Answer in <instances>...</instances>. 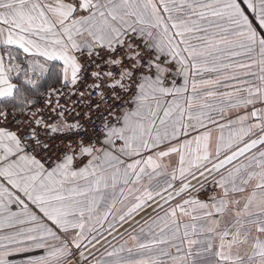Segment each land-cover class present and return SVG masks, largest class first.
<instances>
[{
	"label": "snow or ice",
	"instance_id": "obj_1",
	"mask_svg": "<svg viewBox=\"0 0 264 264\" xmlns=\"http://www.w3.org/2000/svg\"><path fill=\"white\" fill-rule=\"evenodd\" d=\"M177 197L100 259L88 250L110 215L115 230ZM6 229L0 264L36 249L25 264H264V0H0Z\"/></svg>",
	"mask_w": 264,
	"mask_h": 264
},
{
	"label": "crops",
	"instance_id": "obj_2",
	"mask_svg": "<svg viewBox=\"0 0 264 264\" xmlns=\"http://www.w3.org/2000/svg\"><path fill=\"white\" fill-rule=\"evenodd\" d=\"M242 6L245 8L246 12L250 14V18H251L252 16L255 15V13H252V12H251V9H248V8H247V5H246V4H242ZM232 59L235 60V61H237V62H240V63H248V62H249L247 56H245V55H241V56H239V57H233ZM253 71H255V69H253ZM224 74L230 75L231 72L229 71V72H227V73H223V72H217V73H205V74L203 75V78H204V79H217V78H219L221 75H224ZM174 76H175L176 82H177L178 84L183 82V77H181V76H179V75H176L175 73H174ZM225 84H226L227 86H225V87H217V88L215 89L216 92H217V97H216V98H213V99H215V100L218 101L219 99H222V97L219 96V93L227 92V91H230V90H231L232 82H231V81H226ZM59 85H60L59 83L52 82V83H51V88H52V87L59 86ZM48 90H50V89H48ZM46 93H47V90L45 91V94H46ZM221 122H223V121H221ZM209 127H210V128H213L212 125H209ZM201 131H203V129H201ZM217 134H218V133H216L215 129L213 128V136L215 137ZM161 179H163V178H161ZM177 186H178V185H177ZM169 191H172V189H169ZM166 194H167V193H162V196H164V195H166ZM193 195H195V193H193ZM159 198H160V197H156V202H157V200H158ZM200 198H201V199H205L206 196H205L204 194H202ZM130 202H131V197H130L128 200H125L122 204H121V203H118L116 207H117V209H120L121 212H122V211L126 208V206H128V205L130 204ZM178 202H180V197H177L176 200L169 201V203L163 205L162 208H156L155 211H152L150 214H148L147 216H145L144 218H142L141 220H139L140 223L133 224L131 228L129 227V228L127 229V230H128L127 232L124 231L123 233H121L120 235H118L117 237H115V239L109 240L107 243H105L101 248H99L96 252H94V258H95V259H100V257L105 253V251H111V250H112V247L119 246L120 244H122V243L124 242V240H127V239H128V236H129L130 234H131V235L136 234V232L139 231V228L143 225L144 220H147L148 223H151V221H152L153 219H155L158 215H159V216H163L165 210H167L169 207H174L175 204L178 203ZM149 203H150L151 206H152L153 204H155V203H152V202H149ZM12 207H13V210H16V208H17L16 205H13ZM30 207H32V206L30 205ZM149 207H150V206H149ZM145 208H147V207H145ZM145 208H144V209H145ZM144 209H143V210H144ZM141 211H142V210H141ZM141 211H140V212H141ZM121 212H116V211L114 210V214H115L116 216L120 215ZM135 215H136V214H135ZM135 215H134V216H135ZM184 219H185V221L188 220V218H184ZM112 222H113V216L110 215V216L108 217V220L103 222L102 227H101L100 224H97V225H96L97 229L102 233V236H98V237H97L98 240H99L100 238H102L103 236H105L108 232H110V231L112 230V229H109V228H108V224H109V223H112ZM123 223H125V222H117V223L115 224V228H117L118 226H120V225L123 224ZM132 228H135L136 231L133 232V231H132ZM0 231H10V230H7V229H6V230H0ZM90 238H91V237L89 236V239H90ZM193 238H195V237H193ZM94 242H95V241H93V243H94ZM88 246H90V245H88ZM129 246H131V242L129 243ZM169 251H170L173 255H176V254H177L174 248L169 249ZM44 252H45L44 249H36V250H33V251L30 252V253H20V254H17V255H15L14 257H12L11 259L14 260V264H25V262H26V260H27V258H28L29 256H33V257H35V256H40V255H43ZM81 264H83V262H82ZM89 264H93V257H89ZM166 264H173V262H172V261H168V260H166Z\"/></svg>",
	"mask_w": 264,
	"mask_h": 264
},
{
	"label": "built area",
	"instance_id": "obj_3",
	"mask_svg": "<svg viewBox=\"0 0 264 264\" xmlns=\"http://www.w3.org/2000/svg\"><path fill=\"white\" fill-rule=\"evenodd\" d=\"M84 59L87 60V57H85ZM96 63H97V64H100V61L97 60ZM87 68H88V73L95 72V71L97 70V68H96L94 65H92L91 63H89V64L87 65ZM84 79H85V82H86L87 84H91V83L93 82V78L90 77L88 74H85ZM60 87H61V85L56 86V87H52V88H54V89H59ZM81 90H82V91H88V89L84 88L83 86H81ZM46 94H47V93H46ZM46 94H45V95H46ZM52 99H53V100H56L57 97H52ZM97 99H98V98L94 97V98H93V102H96ZM59 100H60V104H61V105H67V106H69V107H76V105H75V101H77V97H76V96H70V97H68L67 99L64 98V97H60ZM69 101H72L73 103H72V104H69V103H68ZM83 103H84L85 105L88 103V98H87V97H85V100H84ZM45 104H46V100H45L44 98H41L40 101H39V104L37 105V107H39V108H44V107H45ZM101 107H103V105H102ZM76 110H77L78 112L81 113V115H80V117H79V120H80L81 123H83V122L87 119V118L83 115L84 112L88 111L87 107H76ZM8 111H11V110L9 109ZM74 118H75V117H73V116H69V117H68L69 120H72V119H74ZM17 119H24V117H17ZM8 126L11 127V128H15L16 125H15V122H14V121L10 120L9 123H8ZM86 127H89V129H91V125H90V124H86ZM61 139H63V137H61ZM55 143H56V144H59V143H60V140H56Z\"/></svg>",
	"mask_w": 264,
	"mask_h": 264
},
{
	"label": "water",
	"instance_id": "obj_4",
	"mask_svg": "<svg viewBox=\"0 0 264 264\" xmlns=\"http://www.w3.org/2000/svg\"><path fill=\"white\" fill-rule=\"evenodd\" d=\"M164 196L166 197L167 194ZM157 202L162 203L161 198H159L157 200ZM154 209H156V204H153L152 206L145 208L144 210H142L141 212L136 214L133 219L135 221H139L142 218H144L145 216H147L148 214H150L152 211H154ZM133 224H134L133 220H128L126 223L121 224L120 226L115 228V230L110 231L111 235H109V232H108L105 236H103L102 238L99 239V241H100L99 243L94 242L93 244H95V249H93L92 246L90 245V246H88V250L92 251L93 253L96 252L99 248H101L106 243L105 240H107V241L112 240L113 237H117L118 235L123 233L125 231V229H128L129 226L133 225ZM86 254H87V252H86Z\"/></svg>",
	"mask_w": 264,
	"mask_h": 264
}]
</instances>
